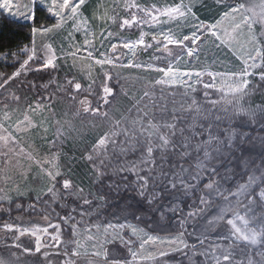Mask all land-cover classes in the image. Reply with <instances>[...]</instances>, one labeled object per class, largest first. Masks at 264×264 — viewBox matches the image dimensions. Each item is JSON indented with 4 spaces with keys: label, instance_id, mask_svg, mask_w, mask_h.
I'll list each match as a JSON object with an SVG mask.
<instances>
[{
    "label": "snow or ice",
    "instance_id": "1",
    "mask_svg": "<svg viewBox=\"0 0 264 264\" xmlns=\"http://www.w3.org/2000/svg\"><path fill=\"white\" fill-rule=\"evenodd\" d=\"M201 3L202 0H112L107 6L99 4L88 17L83 11L87 0H0V9L30 24L32 38L31 44L17 53L26 56L22 63L18 61L19 68L6 78L0 73V95L7 93L0 99V205H11L15 199L27 196L31 199L28 209L43 213L45 221H50L51 212L59 206L64 214H57V219L70 228L71 239L63 241L60 224L50 222L48 227L31 228L6 223L3 228L7 232L34 236L35 251L39 252L43 246L39 234L55 228L51 246L57 250L64 247L63 264H80L81 258L86 264H160L172 253H182L191 260L189 252L203 256L205 264H244L243 260H235L238 248L242 252L247 249V264H264V216L254 211L257 201L264 204V155L249 172L251 162L235 156V133L222 136L214 131L222 117L213 116L231 110L236 116L248 117L252 126L259 125L264 131V119H258L264 116V101L255 107L245 106L256 91L252 78L264 82V0H215L220 12L214 21L202 20L197 14ZM37 11L46 12L55 18V23L38 24ZM93 20L101 23L99 34L93 30ZM113 26L117 31L111 30ZM66 29L67 35L57 48L55 37ZM132 29L139 31L136 39L122 37ZM76 34H82V43L75 42ZM207 42L230 54L238 62L236 66H225L223 61L219 68L215 61L201 65V45ZM142 53H151L147 61L140 60ZM36 60L40 67H26ZM60 61L86 72L90 79L97 66L102 72L99 102L93 106L84 97L73 113L77 118L83 113L102 121L95 137L85 142L80 157L92 165L93 182L103 185L105 179L111 178L110 169L120 181L110 183L109 189L134 193L138 204L146 203L161 220L178 227L176 235L150 234L129 223L127 217L122 221L117 213H112L111 219H102L101 208L107 204V196L99 190L86 193L62 171L59 149L73 132L81 139L83 136L71 120L53 119L54 101L64 97L76 104L82 91L93 93L94 79L87 89L74 76L61 81L50 75L39 85L35 81L21 84V90L25 86L45 92L52 88L34 102L15 90L7 91L12 82L29 71L55 72ZM113 69L158 74L137 77L143 86L138 94L123 93L130 107L119 118L107 111L109 98L115 95L108 83L113 79ZM116 75L120 76V72ZM201 86L203 101L197 96ZM22 100L25 107L21 110ZM50 128H54L51 138ZM34 130L48 145L47 154L41 155L34 141L25 146L23 135ZM242 139H247V134ZM260 139L264 142V137ZM21 161L28 162L23 171H19ZM238 164L245 170L241 177L247 175L243 182L236 180L234 169ZM10 169L18 170L19 181L16 175L9 174ZM16 208L21 210L24 205L18 203ZM135 219L140 221L142 217ZM189 221L195 222L193 235L197 243L192 245L184 239ZM137 241L138 248L134 250ZM117 245L128 255L113 257ZM13 246L21 247L19 243ZM0 264L8 262L0 259Z\"/></svg>",
    "mask_w": 264,
    "mask_h": 264
},
{
    "label": "trees",
    "instance_id": "2",
    "mask_svg": "<svg viewBox=\"0 0 264 264\" xmlns=\"http://www.w3.org/2000/svg\"><path fill=\"white\" fill-rule=\"evenodd\" d=\"M38 24L50 25V21L46 18L44 12L37 11ZM31 41V26L29 23H20L17 22L4 14H0V73H3L5 77L11 75L12 72L16 71L19 68V62L21 58L17 55L19 50L26 45H29ZM31 68L40 67V62H32ZM57 74V71L53 72L48 69L41 72H30L27 77L30 80L24 81L21 84H30L32 81H35L37 85L46 82L49 79V76H54ZM253 86L256 87V91L251 95L246 101L245 106L247 107L251 104L252 107H255L256 104L264 101V82H260L258 78L252 80ZM119 81L112 82V87L115 90V95L112 98V101L118 100L120 96L119 91ZM15 84V81L11 85ZM51 89V88H49ZM24 91L31 94L36 99H39L40 96H46L48 92H45L43 89L39 90H29L25 86ZM211 91V90H210ZM183 92V89L180 90ZM159 89H157V95H159ZM198 98L203 101V89L200 88L197 92ZM96 96L91 97V101L96 105ZM214 99H218V95H213ZM180 100V94L177 95V102ZM222 119L218 127L214 128V131H219L222 136L232 135L235 133V145L237 150L235 153L236 157H239L240 161L248 160L251 163L249 164L248 171L251 172L256 163H259L260 157L264 155V142L261 141L260 137H264V131H261L259 125L252 126L249 118L246 116H236L232 113L231 110L227 114H224L222 111L220 113ZM258 119H264V116L258 117ZM247 134V139H242V137ZM229 159H234L230 157ZM235 172L237 173L236 180L243 182L244 179H247L245 174L241 177L244 167L242 164H238L235 167ZM221 175H224L223 169H221ZM110 179H105L103 185L94 183L91 187V190L87 193H96L98 190L107 196V204L101 208L102 219H111L112 213H117L118 216L123 221V218L127 217L128 222L134 223L136 226L145 229L150 232V234L156 235H176L180 230L178 227L170 224L169 220H161L158 213H154L151 208L147 206L146 203H137L138 197L132 192H124L123 190L116 192L114 189H109L108 185L110 183H115L120 181L119 176H115L111 173L109 169ZM31 202V199H18L15 203L11 205H4L6 210L0 212V223L8 218L15 219L17 216H32L26 209L28 204ZM22 203L24 208L18 210L16 204ZM70 206V205H69ZM155 207V206H153ZM254 211L260 216H264V205L259 201L255 204ZM57 214L63 215L64 209L57 206L55 208ZM142 217V220L137 221L135 217ZM54 219L60 223L61 227L63 223L57 219V215ZM79 219V217H77ZM95 220V216H93ZM194 221H189L186 226V235L185 239L189 245L196 244L195 235H193V225ZM69 231V230H68ZM201 229H198L196 235H199ZM67 233V232H66ZM12 235H15L12 233ZM8 243L16 241L21 245L20 248L11 247V246H0V259L6 260L9 264H63L66 257L63 255L64 251L57 249H45L40 252L34 253V242L32 238H20L15 240V238H7ZM30 248L32 249L30 254H26L22 249ZM44 253H48L47 256ZM15 254V255H13ZM113 257H125L128 255L127 250L120 248L119 245L116 246V250L112 253ZM253 257L257 261H261V257L255 256V253H252ZM191 260L186 258L182 253H172L168 257L160 260V264H205L204 257L201 255L192 256L189 252ZM248 251L244 249L242 252L241 249H236L235 251V260H243L244 264H247ZM80 264H86V261L81 258Z\"/></svg>",
    "mask_w": 264,
    "mask_h": 264
},
{
    "label": "rangeland",
    "instance_id": "3",
    "mask_svg": "<svg viewBox=\"0 0 264 264\" xmlns=\"http://www.w3.org/2000/svg\"><path fill=\"white\" fill-rule=\"evenodd\" d=\"M20 3H27L28 0H19ZM141 2H152V0H141ZM161 3H164L165 0H160ZM170 2V0H168ZM112 3V0H87V4L84 8V14L88 17L92 16L93 11L97 8L99 4H104L105 6L110 5ZM15 11V9H13ZM197 14L200 16L202 20H207V21H214L215 18H218L220 9L216 6L215 0H202L201 4H198L197 6ZM0 14H4L7 17L20 22V23H27L25 22L22 17L19 15L13 16L8 10L6 9H0ZM46 18L50 21V25L52 23H55V18L49 16L46 12H44ZM92 27L93 30L99 34L100 28H101V23L99 21L93 20L92 22ZM48 25V26H50ZM112 31H117V29L113 26ZM148 29L145 28V31ZM68 29H66L64 32L56 35L55 37V44L57 48H59L61 40H63L66 35H67ZM123 38L125 39H136L139 35V31L137 29H132L125 31L124 33L121 34ZM32 39V38H31ZM37 45L40 44L41 42V37H37ZM83 41V36L82 34H76L75 36V42L77 43H82ZM113 43L117 42L116 40L111 41ZM31 44V41H30ZM29 44V45H30ZM97 47L99 48L100 42L99 40L96 41ZM108 46V42H105V47ZM201 52H200V57H199V63L201 65L207 64V63H212L215 61L216 67H220V62L223 61L225 66L228 67H235L236 64L238 63L237 61L234 60L230 56V54H225L222 51H218L210 42L205 43L204 45H201ZM100 51H104V48H100ZM19 53V52H18ZM151 53L148 54H141L140 60L142 61H147L149 59V56ZM21 59V63L23 62L24 59H26V56L24 54H19L18 55ZM32 62H39L38 60L36 61H30L29 64L26 66L28 69H36V68H31V63ZM126 62V61H125ZM71 64V61L68 62ZM85 63H87L85 61ZM194 65H196V62L194 61ZM198 66V65H196ZM51 70V69H50ZM57 74L54 76H57L61 81L64 80V78L67 77H75L79 82L82 83L84 89H87L89 84L92 82V79L95 80V84L93 85V93L90 94L88 91H82L78 96H77V103L73 104L72 101H69L67 98L61 97L57 98L54 101V106H55V117L53 119H68L71 120L73 123L74 127L76 130H78L79 133L82 134L83 139H81V135H77L76 132H73L68 141L64 144L62 148L59 149L61 153L60 157V164L62 165V171L66 174L67 177H70L78 186L83 187L85 189V192L87 193L88 191L91 190L92 185L94 184V177L92 175V165L86 161H83L80 159L82 155V149L84 148V144L87 141H91L95 135L96 132L99 130V126L101 125L102 121L100 119H93L91 116H85L83 113H81L80 117H74L73 113L76 110V107H78V101L84 97H87L91 104L93 106H96L92 101L91 97H95L96 103L99 102V95H102L101 91V81L103 79L102 72L100 68L97 66L93 70L92 78L90 79L86 72L80 71L78 68L77 69H71L68 66L65 65L64 61H60L57 66ZM120 72V76L116 75V72ZM30 72L34 71H29ZM113 79L109 81V86L112 87V82L119 81V91H120V96L118 100L112 101L113 97H110V104L107 106V111L109 112L110 115L115 116L116 118H119L120 115L126 114V110L130 107V103L127 97L124 96V92H128L130 95L132 94H138L139 90L142 88V83L137 81V77H155L158 74L154 72H142L137 69H113ZM28 76V75H27ZM21 75L19 78L15 80V84L11 85L7 91H17V94L20 95L22 98H26L29 102H34L36 100L35 97L32 96L33 93L29 94L24 91V89L21 90L20 83L30 80L29 77ZM6 78V77H5ZM258 78V77H253V79ZM208 78L205 77V80ZM54 87V86H53ZM202 88V86L200 87ZM203 89V88H202ZM48 91H52L51 89H48ZM7 93H3V95H6ZM3 95H0V99L3 98ZM13 107H16V105H13ZM21 110L25 107V104L22 100L21 105L19 106ZM103 110V109H102ZM65 113H67V116H65ZM52 124V120H49V125ZM93 125H96L97 127H93ZM54 132V128H50L49 131V138L52 137ZM40 133L37 131H33L28 134L23 135V142L25 146L27 147L29 144H31L33 141L35 142V147L39 149L41 155L47 154L49 151V147L47 144H45L43 141L39 139ZM23 167L19 169V171H23L28 168V162L27 161H21ZM0 167H3L2 164H0ZM17 169H10L9 174L10 175H16L17 180L19 181V176L17 175ZM31 186V185H30ZM10 187V186H9ZM13 198L15 199V193L13 192ZM29 197L25 196L22 199H28ZM18 199H15V201ZM8 204L7 202L3 203L0 205V212L3 210L5 211L6 208L4 205ZM32 216H22L19 215L15 219L8 218L7 220H4L0 223V246H11L14 247L13 245L16 243L10 242L8 243L7 238H15V240H18L20 238H32L34 242V253L35 251V237L34 236H29V235H24L20 236L19 232L13 231V232H7L4 228V224H14L18 227L21 228H31V227H48V223L50 222L53 225L60 224L57 222L54 217L57 215V212H51L50 215V221H45L43 218V213H33L30 209H26ZM51 211V210H50ZM131 223V222H129ZM134 224V223H132ZM135 225V224H134ZM64 227H61L60 225V236L61 239L65 242L69 241L71 239V230L69 227L63 224ZM69 230V231H68ZM67 232V233H66ZM14 233L15 235H12ZM40 238L42 242V247L40 251L45 250V249H57L52 247V240L51 237L53 235H56V229L55 228H48L47 233H40ZM136 239V238H134ZM185 239V237H184ZM186 240V239H185ZM20 248V247H19ZM138 248V241L136 244V250ZM22 249V248H21ZM62 251H65L63 246H60L59 248ZM23 250V249H22ZM167 250V249H166ZM39 251V252H40ZM70 251V249H69ZM170 251V250H169ZM24 252V250H23ZM26 253V252H24ZM30 254V253H26ZM6 261V260H5ZM9 264V263H8Z\"/></svg>",
    "mask_w": 264,
    "mask_h": 264
},
{
    "label": "crops",
    "instance_id": "4",
    "mask_svg": "<svg viewBox=\"0 0 264 264\" xmlns=\"http://www.w3.org/2000/svg\"><path fill=\"white\" fill-rule=\"evenodd\" d=\"M264 205V204H263ZM255 207V206H254Z\"/></svg>",
    "mask_w": 264,
    "mask_h": 264
}]
</instances>
